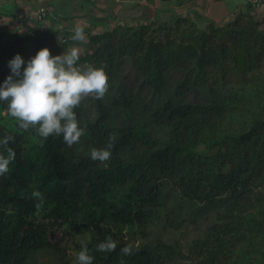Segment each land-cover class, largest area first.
<instances>
[{"label":"trees","instance_id":"trees-1","mask_svg":"<svg viewBox=\"0 0 264 264\" xmlns=\"http://www.w3.org/2000/svg\"><path fill=\"white\" fill-rule=\"evenodd\" d=\"M246 7L221 25L181 17L174 27L154 19L87 33L78 63L102 67L109 88L75 109L84 134L71 147L62 136L44 139L36 128L19 127L0 102L11 120L7 126L0 119V155L15 152L0 176V264H31L40 250L69 264L52 240L59 228L73 238L76 253L87 245L93 264L177 257L190 264H264V29L253 4ZM18 18L27 33L0 30V82L15 54L27 62L48 47L54 55L53 40L69 33L49 25L35 34L29 18ZM125 62L134 71L131 82L115 84ZM110 136V158L92 160L91 149L107 147ZM167 188L190 203L222 206L186 252L146 234L136 244L125 238L124 229L143 233L157 220L172 226L164 211ZM86 231L90 238L77 242ZM108 237L116 250L97 251ZM127 244L140 250L124 256Z\"/></svg>","mask_w":264,"mask_h":264},{"label":"rangeland","instance_id":"rangeland-1","mask_svg":"<svg viewBox=\"0 0 264 264\" xmlns=\"http://www.w3.org/2000/svg\"><path fill=\"white\" fill-rule=\"evenodd\" d=\"M253 4L254 15L258 17L259 27L264 29V0H0V30L9 32L27 33L19 16L30 19L35 34L46 31L50 26L68 30V34H60L51 43L54 55L75 47L80 55L87 50V33H102L116 25H137L159 19L174 27L181 17H190L201 27L208 22L221 25L237 15L238 11L246 12V3ZM43 7L51 15L52 19L38 20L37 14ZM181 24H185L182 21ZM83 28L85 39L73 40L74 29ZM163 30V29H162ZM161 30V33L163 31ZM68 40V42H67ZM57 41H60L61 46ZM66 41V42H65ZM29 57L31 51L27 44L23 45ZM133 68L129 62H125L118 69L116 83L131 82ZM92 97V96H87ZM86 98V97H85ZM0 119L11 124L8 114L0 110ZM168 189L167 204L164 209L172 218V226L165 225L162 220L155 221L152 225L144 228L136 227L135 233L129 228L124 229L126 240L137 243L147 237L159 238L166 242L177 244L182 251L186 252L194 238L203 236L207 226L215 216V209H220L219 201L211 205L202 203H190L178 197L173 188ZM219 206V207H218ZM163 211V212H164ZM54 231L52 240L59 243L66 250L69 264H76V252L74 241L69 235L62 234V230ZM90 238L88 231L75 236L77 242L86 241ZM31 264H60L58 255L53 250L38 251ZM164 264H190L186 258L177 257L173 261Z\"/></svg>","mask_w":264,"mask_h":264},{"label":"clouds","instance_id":"clouds-1","mask_svg":"<svg viewBox=\"0 0 264 264\" xmlns=\"http://www.w3.org/2000/svg\"><path fill=\"white\" fill-rule=\"evenodd\" d=\"M73 40L85 39L83 28L74 29ZM78 48H71L63 54L52 55L43 47L27 62L21 54H15L7 64L10 74L0 82V102L6 104L7 112L18 121L19 127L36 128L44 139L62 136L71 147L84 134L75 109L83 98L92 96L102 99L109 88V79L102 67L81 66ZM26 65V66H25ZM24 66V67H22ZM105 148H92V160L104 162L111 156L112 141ZM2 143L7 144L5 138ZM15 159V152L8 149L6 156L0 155V176L9 170ZM33 195L39 196V192ZM118 242L111 237L97 245V251L111 253ZM140 249L138 245L127 244L120 249L124 256H131ZM95 257L87 245L76 253L77 264H93Z\"/></svg>","mask_w":264,"mask_h":264},{"label":"built area","instance_id":"built-area-1","mask_svg":"<svg viewBox=\"0 0 264 264\" xmlns=\"http://www.w3.org/2000/svg\"><path fill=\"white\" fill-rule=\"evenodd\" d=\"M46 14H48L49 17H51V18H54V17H55L54 15H51L50 13H48V11H47L45 8L41 7V8L39 9V11H38L37 18H38V19H41V18H43L44 15H46ZM87 66H88V65H87Z\"/></svg>","mask_w":264,"mask_h":264}]
</instances>
